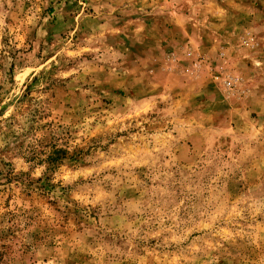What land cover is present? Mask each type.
Segmentation results:
<instances>
[{
	"label": "rangeland",
	"instance_id": "1",
	"mask_svg": "<svg viewBox=\"0 0 264 264\" xmlns=\"http://www.w3.org/2000/svg\"><path fill=\"white\" fill-rule=\"evenodd\" d=\"M0 264H264V0H0Z\"/></svg>",
	"mask_w": 264,
	"mask_h": 264
}]
</instances>
